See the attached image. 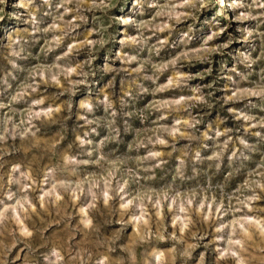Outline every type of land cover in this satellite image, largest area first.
<instances>
[{
    "label": "clouds",
    "instance_id": "obj_1",
    "mask_svg": "<svg viewBox=\"0 0 264 264\" xmlns=\"http://www.w3.org/2000/svg\"><path fill=\"white\" fill-rule=\"evenodd\" d=\"M0 264H264V0H0Z\"/></svg>",
    "mask_w": 264,
    "mask_h": 264
}]
</instances>
